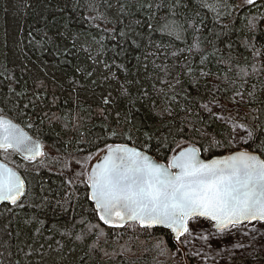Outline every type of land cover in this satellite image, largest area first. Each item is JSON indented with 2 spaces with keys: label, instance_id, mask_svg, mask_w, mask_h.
Segmentation results:
<instances>
[{
  "label": "snow or ice",
  "instance_id": "snow-or-ice-1",
  "mask_svg": "<svg viewBox=\"0 0 264 264\" xmlns=\"http://www.w3.org/2000/svg\"><path fill=\"white\" fill-rule=\"evenodd\" d=\"M62 4L74 26L21 42L97 103L64 111L44 79L5 77L0 264H264V0Z\"/></svg>",
  "mask_w": 264,
  "mask_h": 264
},
{
  "label": "trees",
  "instance_id": "trees-1",
  "mask_svg": "<svg viewBox=\"0 0 264 264\" xmlns=\"http://www.w3.org/2000/svg\"><path fill=\"white\" fill-rule=\"evenodd\" d=\"M61 7H63L62 0H0V92H6L9 87V81L5 79L6 76H13L15 80L19 81V84L16 85L18 89L26 85L29 90L33 86V81L39 77L48 84L49 95L47 99L51 100V93L55 92L59 97L58 106L61 110L75 109L77 103L84 109H88L89 106L95 108L97 101L96 97L92 95L93 86L87 80H82L81 82L88 86V91L77 90L73 92L69 83L74 75L71 67L58 64L56 58L50 54L43 56V60L47 63L46 65L42 64L41 60L38 59L40 54L25 47L26 41L21 42L28 31L42 28L46 22L49 26L54 25L53 31L57 28L63 30L62 25L69 20L73 22L74 26L77 19L76 16L71 13L70 9H66L64 12L59 11ZM246 12L247 10H244L240 15L243 16ZM253 12H255V9H253ZM223 23H228V20L225 19ZM241 23V21H237L236 27L240 28ZM261 33H264V23L260 25L257 36H261ZM237 38L236 35L232 36L233 40ZM154 39L159 41V34H156ZM166 42L167 40H165ZM256 42L257 46L264 43V36ZM240 51L243 52L242 49ZM25 54L28 58H26ZM138 54L130 53L125 57L117 58V62L125 63L135 73L136 69L133 66L136 64V60L134 56ZM83 55L81 53V57ZM243 55H248V53L243 52ZM110 58L111 54H109ZM75 77L80 79L79 74H75ZM101 91L102 89L95 88L97 94ZM65 101H67V104H65ZM123 107L124 105L121 104V108ZM83 114L85 117L87 116V113ZM139 116L147 126H156V118L147 109L142 108ZM100 123L99 119L94 118L88 121L87 127L83 130H91L98 133L101 131ZM93 125L95 127H92ZM44 131L48 135L49 140L56 139V133H60L64 139L76 135L75 133L65 134L59 126H55L53 130L45 127ZM21 239H23V236Z\"/></svg>",
  "mask_w": 264,
  "mask_h": 264
}]
</instances>
